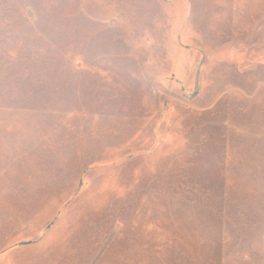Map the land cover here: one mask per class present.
<instances>
[{
	"label": "rangeland",
	"instance_id": "374dc122",
	"mask_svg": "<svg viewBox=\"0 0 264 264\" xmlns=\"http://www.w3.org/2000/svg\"><path fill=\"white\" fill-rule=\"evenodd\" d=\"M0 264H264V0H0Z\"/></svg>",
	"mask_w": 264,
	"mask_h": 264
}]
</instances>
